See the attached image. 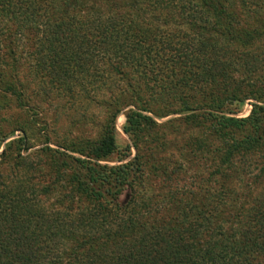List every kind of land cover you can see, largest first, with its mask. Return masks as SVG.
<instances>
[{"label": "trees", "instance_id": "16d2710c", "mask_svg": "<svg viewBox=\"0 0 264 264\" xmlns=\"http://www.w3.org/2000/svg\"><path fill=\"white\" fill-rule=\"evenodd\" d=\"M21 43H32L28 67L46 97L96 105L106 117L95 139L52 148L47 137L24 155L31 147L22 126L24 136L6 145L0 264L264 260V200L237 210L232 191L264 159V53L254 49H264V0H0V109L11 98L22 106L8 74L21 63ZM250 99L258 103L248 117L228 115ZM127 108L124 131L146 150L103 164L117 153L116 121ZM172 115L180 117L156 120ZM172 148L182 161L170 169L162 155ZM212 148L209 182L220 187L199 200L192 177L180 186L182 162ZM151 177L164 186L157 201L144 194Z\"/></svg>", "mask_w": 264, "mask_h": 264}, {"label": "rangeland", "instance_id": "374dc122", "mask_svg": "<svg viewBox=\"0 0 264 264\" xmlns=\"http://www.w3.org/2000/svg\"><path fill=\"white\" fill-rule=\"evenodd\" d=\"M32 48V43H21V46L18 48L21 59L18 70L8 71V74L12 75L14 77L13 80L17 82L19 93L22 94V98H20V100L22 99V106L18 101L11 98L9 101L10 104L0 109V154L9 142L24 136L23 132L20 130L22 126L26 130L29 145L31 147L29 151L23 153L24 155L33 153L47 146L48 144H45L47 137L51 140L49 146L52 148H59L56 142H62L66 139L79 141L98 137L100 132L99 125L104 122L106 117L105 110L102 107H96V105L88 106L83 104L82 106L80 105V107L77 105L74 106V103H70L71 101H68V98L57 97L58 95L56 92L46 97L40 83L28 67L29 53ZM254 49L260 54L264 53V49L261 48L260 44ZM262 56L264 57V55ZM255 103L258 102L251 99L246 100L244 103L236 102L228 108L230 113L228 115L237 118H246L251 114ZM128 109L129 108L122 111L116 121L117 153L103 164L118 166L128 163L133 161L142 149L146 150L144 144L141 142L138 143L137 149L134 142L124 131V126L126 124L125 112ZM177 117H180V115H172L163 119L156 118V120L159 124L165 125L168 121ZM167 131L166 129H160V132L167 133L168 139ZM213 149L214 148L211 149L212 151L209 150L211 152L199 153L196 159L194 158L192 160V164L188 163V161L182 162V164L184 163V169L180 177L186 180L181 179L180 186H191V184H189L190 180L188 179L192 177L191 180L193 182L191 181V183H193L192 186L195 191L199 193V200H203L206 197L203 190L213 191L220 187L219 184L214 182L215 179L213 178L209 182L210 173L215 170L214 165L217 164V156L213 153ZM162 158L167 162L168 160L172 161V166L169 167L170 169H172L176 163L180 164L182 161L181 156L175 148L163 153ZM254 163V166L250 165L249 168L244 171L243 175L240 173L234 180L232 191L235 192V196L238 195L236 196L237 210L242 206H246V208L249 207L252 205L253 201L256 202L260 199L264 200V173L262 172L264 168L263 156L258 158ZM237 169L240 172L242 167L237 165ZM151 178L152 179L148 180L143 186L144 194L146 193L148 196L155 194V198L153 199L157 201L161 198H157L156 195L163 193L162 187L164 186L159 178H156V180H153V177ZM206 180L207 183L205 182ZM198 183L201 184V186ZM199 187L200 189H198ZM129 199L130 192L127 191L121 197V202L125 204ZM242 210L243 209L239 210V212ZM231 211L232 209L226 208L224 215L227 219H230V216L233 215L230 213ZM239 212H234L235 218L233 223L236 222V217ZM231 225H229V227H231ZM260 260V264H263L264 260Z\"/></svg>", "mask_w": 264, "mask_h": 264}]
</instances>
